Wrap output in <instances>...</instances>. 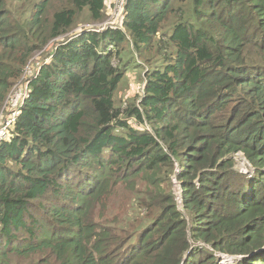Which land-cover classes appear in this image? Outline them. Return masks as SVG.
<instances>
[{"label": "trees", "instance_id": "1", "mask_svg": "<svg viewBox=\"0 0 264 264\" xmlns=\"http://www.w3.org/2000/svg\"><path fill=\"white\" fill-rule=\"evenodd\" d=\"M104 7L0 0V110L50 48L0 142V264H264V0H127L73 31Z\"/></svg>", "mask_w": 264, "mask_h": 264}, {"label": "rangeland", "instance_id": "2", "mask_svg": "<svg viewBox=\"0 0 264 264\" xmlns=\"http://www.w3.org/2000/svg\"><path fill=\"white\" fill-rule=\"evenodd\" d=\"M127 0H105V7L103 9L104 12V19H102L99 22H93L87 20L88 18L83 15L80 19L81 21L76 26V29L73 31L81 30H94V31H100L103 29H106L108 27H115L122 24L123 15L125 12V5ZM55 42V41H54ZM50 51V48L46 49L44 52H38L34 56H32L33 62L37 63L41 60H43L45 57H47L48 52ZM123 61H130V62H136L138 60V57H132L130 53H127L126 50L123 55ZM30 58V59H31ZM136 60V61H133ZM139 61V60H138ZM142 69H136L135 64L131 63L129 65V68L125 72V75L121 79V81L118 84V87L114 94V102L116 106H119L121 108H125L127 104L134 98H136V102L139 100V96L142 93ZM6 107V105H5ZM7 111H4L3 115L0 116V120L2 117L6 114ZM131 124L137 127H142L137 125L134 121H131ZM237 160V168L239 169V172L243 174L250 175L251 174V166L245 161L244 157L242 155H236ZM176 171H178V166L176 167ZM173 182H174V192L177 197V205L178 208L183 210L182 207V198H181V188L180 185L176 182L174 176H173ZM123 192H117L116 196L113 198H109L108 203L109 207L117 210L121 209L118 208L120 205H123L120 200H122ZM125 200H128V195L125 193ZM128 206V203L124 205V208ZM127 210V209H125ZM215 255L220 259L221 263H228V264H234L236 263L237 259L236 256H228L223 255L220 253H215ZM239 259V258H238Z\"/></svg>", "mask_w": 264, "mask_h": 264}, {"label": "built area", "instance_id": "3", "mask_svg": "<svg viewBox=\"0 0 264 264\" xmlns=\"http://www.w3.org/2000/svg\"><path fill=\"white\" fill-rule=\"evenodd\" d=\"M44 50H40L38 52H43ZM44 60L46 61L47 57H45ZM41 61L35 63L33 62L32 58L29 60V62L25 65L19 79L13 85L7 98L5 99L2 108L0 110V116L3 115L4 111H7L6 114L0 120V142L8 138L10 128L15 123L16 118L20 112V107L25 97L28 95L29 81L38 73V69L39 66L41 65Z\"/></svg>", "mask_w": 264, "mask_h": 264}, {"label": "water", "instance_id": "4", "mask_svg": "<svg viewBox=\"0 0 264 264\" xmlns=\"http://www.w3.org/2000/svg\"><path fill=\"white\" fill-rule=\"evenodd\" d=\"M174 178H175V176H174ZM183 207V206H182Z\"/></svg>", "mask_w": 264, "mask_h": 264}]
</instances>
